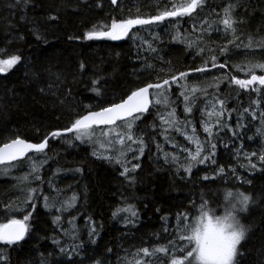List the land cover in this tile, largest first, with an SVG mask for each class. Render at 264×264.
<instances>
[{
	"label": "trees",
	"instance_id": "trees-1",
	"mask_svg": "<svg viewBox=\"0 0 264 264\" xmlns=\"http://www.w3.org/2000/svg\"><path fill=\"white\" fill-rule=\"evenodd\" d=\"M15 2L0 0V49H5L7 53L0 55V58H7L11 54L22 57L21 64L6 74H0V144L15 138L16 134L28 141L42 142L51 131L70 126L76 118L70 108H77L81 114L86 112H82L78 105H92L93 110H98L113 98L119 102L131 90L155 82L157 75L162 81L173 75L178 76L180 72H189L187 80L180 83L188 85L190 99L185 102L180 96L181 89L173 85L169 104L163 108H151L142 121L136 122L138 127L134 134L143 136L146 147L139 160L141 168L135 174L137 182L134 185L120 175L122 168L119 165L98 159L93 154L92 144L78 141L69 143L64 139L50 140L49 148L45 151L47 163L40 169L44 183L29 222L31 231L25 241L6 249L10 264H42V260L46 264H73L81 260L83 264H93L96 259H100L103 264H129L130 260L147 259L139 252L143 247H149L151 251L157 246H168L170 239H176L178 246L182 245V241L178 240L175 216L185 213L189 217L188 221L196 219L202 195L209 202L208 207L216 215H221L235 203L239 192L257 200L256 205L250 204L249 212L239 214L240 221L252 229L246 241L242 242L245 253L242 264H264V173L248 172L240 167L247 163L244 152L259 153L264 147V135L261 134L264 133V125L259 116V112L264 110V101L257 108L252 103L258 99L255 92H245L234 84L229 87L227 83L231 76L246 78V66L250 62H264V49L259 47V42L264 39V0H241L235 15L242 17L245 23L238 26V34L244 44L251 37L253 47L246 49L241 46L237 49L228 45V64L224 69L211 68V56L216 55L217 62L223 63L226 57L221 55L220 48L227 44L231 36L225 37L222 32L208 29V24H212L213 28L220 24V17L210 14V10L222 13L229 0H208L203 11L198 9L193 13L196 17L195 28L194 21L189 17L144 26L146 41L157 48L156 52L144 50L147 49V43L108 39L89 41L84 36L94 26L110 25L112 18L127 19L137 15L150 18L158 15L164 10L163 4L157 7L160 0H118V7L111 6L108 0H31L27 8L15 6ZM179 2L182 0H177ZM97 3H102V7H97ZM50 16H57L58 19L51 21L48 19ZM205 19L208 24L200 27ZM33 29L39 30L44 39L37 40ZM177 30L180 32L177 37L179 41H196L198 47L189 49L186 43L173 41ZM153 34H158L162 42L160 39L153 41ZM20 35L24 36V40L14 39ZM8 41L12 42L9 44ZM199 47H203L204 52L198 56L196 52ZM206 60L209 61V72L193 71L204 66ZM81 62L85 64L82 74L79 71ZM146 64L153 67L147 68ZM46 69H51V73ZM36 73L40 74L38 79L34 78ZM56 73L66 76L67 82L60 84L56 80ZM257 74H261L259 70ZM214 77H221L225 81L219 84V91L215 87L218 81ZM74 78L76 83L72 84ZM92 79H99L95 87L100 95L91 90ZM49 84L53 91L59 86L60 91L56 96L39 93L38 87L47 88ZM68 86L72 89V96L68 97L67 105L64 106L59 103L57 96L64 99V89ZM192 88L198 90L193 93ZM193 96L196 98L195 103L191 102ZM211 99L225 100L229 110L238 109L231 118L226 112L221 121H226L233 130L239 131L240 138L234 137L227 128L221 131L216 122L212 128L213 137L219 135L232 149L230 153L219 140H214L217 143L218 165L225 167V173L221 174L224 178L216 177L213 171L216 165H199L193 168L191 177L180 179V176H188L183 167L178 166L189 162L193 145L186 134L192 132L191 125L201 137L205 153L208 150L205 143L208 133L203 129L205 122L210 123L205 110ZM186 103L192 108L191 113L184 111ZM245 107H249L250 112L242 114L244 127L237 130V116L241 115ZM173 108L177 124L169 127L162 123V118L171 120L168 113ZM252 110L257 113L255 120L250 115ZM213 120L217 121L216 116ZM241 145L243 148L237 156L236 149ZM121 150L124 149L112 144L111 151L116 153L115 156H119ZM165 154L169 163H165ZM132 155L127 153V159L130 160ZM29 157H34L33 162L37 165L44 160L40 154L33 153ZM173 157H176V163H171ZM252 159L253 162L257 160L256 157ZM13 164L16 167H12L8 175L0 172V222H7L9 218L22 219L27 211H31L30 205L25 208V212H11L6 206L24 207L22 201L27 189L41 187L40 182L33 181L29 175L27 158ZM232 168L236 169L241 179L229 175ZM76 169L81 171L77 172ZM206 174L216 178L203 181L202 177ZM26 175L29 179L24 181L22 178ZM245 180H251V183H245ZM229 193L232 195L229 196ZM45 195L49 196L50 203L55 204L51 211L43 206ZM73 195L77 198L75 207L66 212H57L56 208L70 202ZM193 201L196 207H193ZM128 204L134 205L139 213L135 226L126 225L120 217L114 218L112 215L117 208ZM56 215L61 216L59 226L53 224ZM162 216L169 218L168 232L162 230ZM88 217H91L98 230L95 245L87 243ZM73 229L78 231L77 240L72 239V236L77 235ZM65 231L71 232V236H66ZM53 236L61 240V245L84 241L86 247L79 256L69 260L52 243ZM3 248L0 245V249ZM109 248L111 252L107 251ZM157 255L165 264H169V257Z\"/></svg>",
	"mask_w": 264,
	"mask_h": 264
},
{
	"label": "snow or ice",
	"instance_id": "snow-or-ice-1",
	"mask_svg": "<svg viewBox=\"0 0 264 264\" xmlns=\"http://www.w3.org/2000/svg\"><path fill=\"white\" fill-rule=\"evenodd\" d=\"M31 0H16L15 6L27 8ZM208 0H182V2L177 3V0H160L157 7H160L163 4L164 10L161 11L158 15L152 16L150 18H141L137 15L135 18L127 19H117L112 18L110 25H99L94 26L93 30H90L85 33L84 38L89 41L108 39V40H121L126 37H129V34L133 29L143 28L144 26H149L156 24L158 22L165 21L168 18L176 17H189L195 21L196 17L193 16V13H196L197 10L203 11ZM108 3L111 6L118 7V0H108ZM170 5V7H169ZM97 7H102V3H97ZM241 6V0H229L226 6L223 7L222 13H216L215 9L210 10V14H214L217 17H220V24L213 28L212 24H208L207 19L203 21L200 27H203L204 24H208V29H212L216 32H222L225 37L231 36V39L227 41V44L223 45L220 48L221 55H225V61L223 63H218V57L216 55L211 56V68L224 69L228 64L227 54L230 49L228 45H232L233 48H241L243 46L246 49H251L253 47L252 38L249 37L247 44H244L241 40L240 35L238 34V26L245 23L242 17H237L235 11L238 7ZM246 10V9H245ZM51 21H56L57 16H50L48 18ZM103 28L104 30H99ZM205 29V31H208ZM209 38L211 37V32L208 33ZM33 35H35L37 40L44 39L42 33L37 29H33ZM180 32L177 30L176 36L172 37L175 42L186 43L189 49L197 48L196 41H179ZM135 39V37H129ZM16 40H24V36L20 35L14 37ZM162 38L158 34H153L152 40L156 41ZM240 41V43H237ZM12 41H8L10 44ZM147 43V51L156 52L157 48L149 41ZM143 48V45L141 46ZM259 47L264 49V39L259 42ZM204 52L203 47H199L196 55H200ZM7 54L5 49H0V55ZM22 57L19 54L8 55L7 58H0V74H6L10 70L14 69L17 65L21 64ZM209 61H204V66L197 67L193 71L199 73L209 72L208 68ZM147 68H152L151 64H146ZM85 70V64L80 63L79 71L82 74ZM239 70V69H238ZM257 70L261 74H257ZM47 72L51 73V69H46ZM163 71V69H161ZM27 76L28 73L26 72ZM39 73L34 74V78H39ZM56 80L60 84H65L67 82V77L62 76L59 73L55 74ZM246 78L239 79L236 76H231L227 83L229 87L231 85H238L240 89H243L245 92L251 90L255 92L258 96V99L252 101L257 108H259L262 101H264V62L249 63L246 66L245 72ZM189 77V72H180L178 76L173 75L170 79L166 78L162 81L157 75L155 82L147 83L145 86L139 87L135 90H131L130 94H127L126 98L121 97L119 102L115 101V98L109 100L106 106H102L99 110H93L92 105H78V108H81L82 112L86 114H81L77 111V108H70L76 118L70 126L66 127L63 130L51 131L46 135L42 142L30 143L26 139H22L18 134L15 135V138L9 139L7 142L0 144V165L5 167L0 168V172L5 175H8L12 167H16L12 162L14 161H25L30 163V173L33 181L40 182L41 187H30L27 189L26 196L22 201L24 207H13L12 205L6 206L7 209L11 212H25V208L30 205L31 211H27L23 215L22 219L9 218L7 222H0V245H3L4 248L0 249V264H10L9 256L6 249L10 246H18L21 241H25L26 236L30 234L31 225L30 220L32 218L33 212L36 210V202L40 199V194L42 192V185L44 181L40 175V169L43 167V164L47 163V155L45 150L49 148L50 140L64 139L66 142L71 143L72 141H79L81 144L89 143L93 147L100 142L101 138H104V142L108 144L119 143L120 145H125L126 141H130L131 144L138 145V148L133 149L129 144L127 147L128 152H132V160L139 161L144 155L145 151V141L143 136H135V130L138 127L137 121H142L144 115L149 113L150 108H155L158 105L169 104L171 90L173 85H177L180 91V96H183L185 102H189L188 85L181 84V81H186ZM218 83L215 85L217 91H219V84L224 83L225 81L221 77H214ZM72 84L76 83L75 78L71 82ZM99 83V79H92V91L96 92L97 95H100L99 90L95 87ZM150 90H153L150 92ZM198 89L192 88V92L195 93ZM38 91L41 95H53L56 96L57 92L60 91L59 86L53 91L51 84L45 87H38ZM72 96V89L70 86L64 89V99H59L61 105L66 106L68 97ZM195 97L192 98V103H195ZM220 105V110L216 111L215 106L213 105V113L217 118V124L220 127V130L223 131L227 128L232 132L233 136L237 139L240 138V132L233 130L226 121H221V117L227 112L229 118L233 112H238L237 108L231 110L227 109L226 101L222 99H217L216 101ZM184 111L186 113H191L192 108L185 106ZM249 107H245L242 110L241 115L237 116L236 120V129L239 130L244 127V124L241 120L243 113H249ZM172 117L171 120L162 118V123L167 124L169 127H173L177 124V117L175 115V109L173 108L171 112L168 113ZM253 120L257 118L256 110H252L250 113ZM261 119V124L264 125V110L259 112ZM59 119V117H57ZM120 122V123H118ZM204 132L208 133V139L205 141L207 145V152L205 153L204 145L200 141H196V150L194 153L189 152V162L187 165H179L178 167H183L185 173L188 174L187 177L180 176V179H188L191 177L193 168L198 167L199 165H206L210 167L216 165L217 167L213 169L216 173V177L224 178L221 174L225 173V167L218 165L216 155H217V143L214 140H219L222 146L225 149H228L229 152H232V149H229L227 142H224L219 135L213 137L212 128L205 126L203 129ZM259 131V130H258ZM100 133V136H97V133ZM71 133V136L68 134ZM195 134V129H193ZM264 135V133H261ZM189 139H192L189 137ZM102 146V145H101ZM159 148V146H157ZM243 148V145L239 149H236V155H240V151ZM185 151H188L187 149ZM29 153L40 154L44 156V160L37 165L34 163V157H29ZM202 153H205L202 155ZM94 155H97L98 159H104L110 164L119 165L122 168L120 175L125 178V181L129 184H135L137 170L141 168V164L131 163V160L127 159V152L124 150L120 151L119 156H105L99 155L97 152H93ZM244 159L247 161L246 164H241L240 167L245 168L248 172L260 171L264 173V147L259 151H251L243 153ZM253 157H256V162H253ZM170 161L165 154V163ZM171 163H176V157L172 158ZM130 165V166H129ZM77 172H80L81 169H76ZM230 176H235L236 179H241V177L236 173V169L232 168L230 170ZM131 177V179H130ZM216 177H211L206 174L203 175V181L214 180ZM24 181H27L29 177L26 175L22 178ZM245 183H251V180H245ZM51 187V182H49ZM232 193H229L231 196ZM76 196L73 195L70 202H65L60 207L56 208L57 212H66L70 208L75 207ZM44 204L43 206L51 211L55 207L54 203L49 202V196H43ZM208 201L204 199L203 195L201 196V202L199 204V216L196 218L195 222L192 224H184L183 221L189 219L188 215L185 213H178L175 216L176 221V231L178 234V240L185 242L182 246H178L176 239H170L168 241V246H157L154 247L151 251L149 247H143L139 250L142 252L143 257L147 259H137L135 264H165V261L158 256L157 254H163L164 257L169 256L170 249L172 251L170 257V264H242L245 253L243 251V243L245 242L248 236V233L252 230L250 227L240 224L239 214L249 212V206L256 205L257 200H254L252 196L246 195L243 192H239L235 198V203L231 205V209L224 216H217L214 210L208 207ZM193 207H196L195 201H193ZM160 211V209H156ZM127 213L125 216V224L135 226V220L139 219V213L136 210L134 205L128 204L123 208H117L113 212V217H117L120 213ZM135 218V219H134ZM74 219V218H73ZM161 219L164 221L163 231L168 232V220L167 216H162ZM61 222V216L56 215L53 218V224L59 226ZM69 223H73L70 221ZM86 226L88 227V241L87 243L95 245L96 237L98 236L97 227L94 225L91 217H88L86 220ZM102 227V226H101ZM73 231H77L73 229ZM66 236H71V232L65 231ZM52 243L59 247V251L62 255L66 256L69 260L73 256H79L81 251L86 247L84 241L69 245L67 248L61 246V241L56 237H52ZM73 240L79 239L78 231L76 236H72ZM108 252L112 250L107 249ZM139 252L137 255H139ZM183 253L182 258L177 256L176 253ZM154 258V259H153ZM42 264H46V261L42 260ZM73 264H83V260L79 262H73ZM93 264H103L100 259H96Z\"/></svg>",
	"mask_w": 264,
	"mask_h": 264
},
{
	"label": "rangeland",
	"instance_id": "rangeland-1",
	"mask_svg": "<svg viewBox=\"0 0 264 264\" xmlns=\"http://www.w3.org/2000/svg\"><path fill=\"white\" fill-rule=\"evenodd\" d=\"M178 18H180V17H176V18H168V19H166V20H171V21H176ZM143 29L144 28H139V26H138V28L137 29H133V31L129 34V37H135V39H132V38H129V37H126V38H124V39H121V40H115V41H124V40H131V41H134V42H139V43H144L146 40H147V36L146 35H144V33H143ZM217 100L216 99H211V100H209L208 101V105H207V109L205 110V112H206V114H207V116L209 117V121H210V123H207V122H205L204 124H205V126H208V127H211V128H213L215 125H216V122L217 121H215V120H213V117L215 116L214 114H212L213 113V105L215 106V110L216 111H219L220 110V105H219V103H217L216 102ZM159 107L158 108H160V107H164L165 105H163V104H161V105H158ZM191 127H192V132H190V133H187L186 134V136H187V138H188V141H189V143L190 144H192L193 145V149H192V151H190L191 153H194L195 152V150H196V141H200L202 144H203V142H202V139H201V137L197 134V133H193V129H195V127H193V125H191ZM135 135V134H134ZM97 136H100V133L98 132L97 133ZM189 137H191L192 139H189ZM73 142H75V141H73ZM79 142V141H78ZM115 144V146H117V147H121V148H123L124 150H125V152H127V153H132V152H128L127 151V147H128V145L130 144L131 145V147L133 148V149H136V148H138V145H136V144H131V142L130 141H126V143H125V145H120L119 143H114ZM102 145V146H101ZM146 147V146H145ZM112 149V144H108V143H106V142H104V138H101V140H100V142H98L97 144H96V146L94 147V149H93V152L95 151V152H97V154H99V155H105V156H115L116 155V153H114V152H112L111 151V149ZM96 157H97V155H95ZM131 160V159H130ZM137 162H139L140 163V161H137V160H131V163H137ZM28 164H29V167H30V163L28 162ZM130 166V165H129ZM231 209V206H230V208H229V210ZM228 210V211H229ZM227 211V212H228ZM227 212L225 213V214H221V215H217V216H224V215H226L227 214ZM125 216H127V213H120L118 216H117V218L118 217H120L121 218V220L125 223ZM195 220L196 219H194L192 222L191 221H186V223L185 224H192V223H194L195 222ZM61 241V240H60ZM75 243H78V242H66L64 245H61V246H64V247H68L69 245H73V244H75ZM183 243H185V242H182V245H183ZM181 245V246H182ZM171 254H172V251H171V249H170V252H169V264H170V257H171ZM176 255L177 256H179V257H181L182 258V255H183V253H179V252H177L176 253ZM137 260V259H136ZM130 263H132V264H135V261L134 260H130L129 261V264Z\"/></svg>",
	"mask_w": 264,
	"mask_h": 264
},
{
	"label": "water",
	"instance_id": "water-1",
	"mask_svg": "<svg viewBox=\"0 0 264 264\" xmlns=\"http://www.w3.org/2000/svg\"><path fill=\"white\" fill-rule=\"evenodd\" d=\"M150 92H152V90H150ZM150 109H151V108H150ZM98 110H99V109H98ZM118 123H120V122H118ZM27 141H28V140H27ZM28 142H30V143H35V142H32V141H28ZM47 149H48V148H47ZM47 149H46V150H47ZM46 150H45V151H46ZM31 154H33V153H29L28 156H30ZM14 162H16V161H14ZM12 163H13V162H12ZM0 166H1V165H0Z\"/></svg>",
	"mask_w": 264,
	"mask_h": 264
},
{
	"label": "clouds",
	"instance_id": "clouds-1",
	"mask_svg": "<svg viewBox=\"0 0 264 264\" xmlns=\"http://www.w3.org/2000/svg\"><path fill=\"white\" fill-rule=\"evenodd\" d=\"M240 224L242 225L243 223L240 221Z\"/></svg>",
	"mask_w": 264,
	"mask_h": 264
}]
</instances>
